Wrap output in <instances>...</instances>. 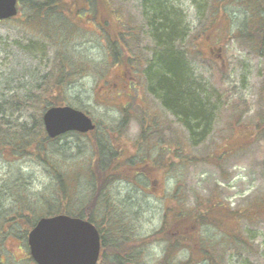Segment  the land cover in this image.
<instances>
[{"label":"trees","instance_id":"16d2710c","mask_svg":"<svg viewBox=\"0 0 264 264\" xmlns=\"http://www.w3.org/2000/svg\"><path fill=\"white\" fill-rule=\"evenodd\" d=\"M149 1L153 14L149 20L153 42L150 46L142 45V36L136 30L137 23L124 19L121 10L114 7L116 5L112 0H19L24 15L21 16L20 10L18 16L3 20L16 19L20 24L31 25L38 37L34 34L35 38L17 42L23 44L25 50L43 52L44 56L49 53L51 64H48L43 82L37 90L28 94V98L15 95L11 107L0 101V160L11 165L1 183L3 190L0 188V246L5 247L12 237L27 236L41 216L66 213L88 219L98 227L101 234V255L97 264H150L144 256L145 250L156 243H162V255L151 264H228L233 258L236 259V264H249L247 259L242 263L241 252H249L248 255L258 253V250L250 251L254 246V236L246 224L264 221L263 196L246 207H232L224 201L218 185L210 188L205 195L197 193L192 203L186 202L188 196L176 191L164 197L161 224L146 236L138 235L125 218L114 213V207L105 194L107 187L123 179L136 182L139 175H144L152 186L159 181L157 177H152V173L162 164L157 158H149V153L143 154L141 159L127 158V150L120 142L129 119L127 108L120 109L121 121L115 125V129L99 132L96 123L95 130L88 133L93 136V145L91 154L83 161L84 171L76 167V162L74 165L67 164L68 159H75V154L71 152L72 146L62 144L59 141L61 136H47L43 124L45 110L53 105L67 104L61 99V95L71 76L80 71V53L69 48L70 45L66 44L67 37L83 28L80 20L88 18L106 40L108 70L123 64L130 74L137 76L132 81L130 79L129 87L133 90L137 87L136 82H140V76L150 95L158 99L160 105L173 114L188 133V143H177L174 136L168 138L167 133H176V127L171 123L160 128L159 125L166 121H154L150 124L141 120V140L155 139L156 145H164L165 150L170 149L169 145L175 151L182 150L178 152L182 163L203 161L223 167L222 163L235 149L230 144V135L222 144L216 143V151L207 152L200 157L193 152H190L192 157L185 156L187 146H197L208 136L218 108H215L211 100L212 95L208 91L203 93L192 69L188 68V57L182 46L186 28L180 12L169 6L168 1ZM193 1L197 6H205L203 0H198L202 5ZM214 1L212 9L216 6ZM225 2L238 12L245 9L239 12L238 18H232L223 7L226 5L217 4L223 9L217 10L223 18L218 21L228 23V30L235 31V37L257 47L259 57L264 59V0ZM69 6H88L89 10L86 11V7L79 8V18L67 17ZM224 10L228 14H224ZM84 12L87 16L82 19L81 13ZM215 19L216 14L212 21ZM113 20H117L120 25L118 23L116 27ZM146 52L151 55L146 57ZM140 64L147 67L139 69ZM103 85H98L97 91ZM262 88L264 92V83ZM98 96L99 94L96 95ZM259 102L260 105L261 101ZM21 106L27 111L23 119L13 116ZM238 123H241V119ZM245 124L252 136L263 134L264 110L258 109L254 119ZM71 134L79 135L75 132ZM138 143L137 151H140L142 142ZM170 154L173 156L172 150ZM22 158L34 159L49 169L46 170L47 188H39L33 174L17 164ZM172 161L173 159L170 162ZM170 162L165 165L167 169L172 167ZM261 164L264 176V160ZM79 173L84 177H79ZM84 178L88 188L78 202L77 190ZM2 196L5 198L2 199ZM8 253L10 257L13 255L10 251ZM26 257L33 261L30 254ZM7 258L5 254L0 264H5ZM30 260L28 264H32Z\"/></svg>","mask_w":264,"mask_h":264},{"label":"rangeland","instance_id":"374dc122","mask_svg":"<svg viewBox=\"0 0 264 264\" xmlns=\"http://www.w3.org/2000/svg\"><path fill=\"white\" fill-rule=\"evenodd\" d=\"M112 1L116 5L114 7L121 10L124 19H129L130 23L131 21L137 23L136 30L142 36V45L153 44L149 24L153 16L150 1ZM162 1H168V5L176 8L183 17L186 33L182 46L188 57H186L188 68L192 69L196 81L201 86L200 89L203 93L208 91L212 95L211 100L215 108H218L214 123L209 127L208 136L197 146L192 148L187 146L185 156L192 157L190 152H193L200 157L207 152L216 151V143L222 144L230 135L232 139L230 144L235 149L232 150V155L226 157L222 163L223 167L203 161L182 163L178 157V152L182 150L175 151L174 147L171 149V145H169L170 149L165 150L164 145H161L162 147L156 145L155 139L141 140L139 124L141 120H146L150 124L154 121H166L159 125L160 128L171 123L176 127L174 128L176 133L173 135L171 132L167 133L168 138L174 136L178 140L177 143L185 141L188 143V133L173 114L167 112L158 99L150 95L140 76H138L140 82H136L137 87L133 90L129 84L137 76L130 74L123 64L115 65L108 70L109 55L106 40L88 18L80 20L83 28L67 37L66 44L70 45L69 48L80 53V71L71 76L65 92L61 95L64 103L85 111L93 118L99 126V132L115 129V125L121 121L120 109L127 108L129 119L120 137L121 144H124L127 150V158L141 159L143 154L149 153V158H157L162 163L152 173V177H157L159 180L152 186L144 175H139L136 182L118 180L105 190L109 202L114 207V213L125 218L124 220L134 227L135 232L142 236L150 234L160 226L164 197L176 191L180 195L188 196L186 202L192 203L197 193L205 195L210 188L218 185L217 188L221 190L224 201L232 207L239 205L246 207L256 198L264 197V176L261 170L263 167L261 163L264 160V133L252 136L245 124L254 119L258 109L264 110V92H262L264 59L259 57L257 47L235 37V31L228 30V23L223 20L218 21L223 18L217 10L223 9L217 4L226 5L223 7L232 18H238L239 12L245 8L238 12L231 5L227 6L225 0L218 2L203 0L205 6H197L193 0ZM196 1L198 3V0ZM213 1L216 6L212 9ZM198 4L202 5V2ZM85 7L88 11V6H69L66 15L79 18L77 9ZM21 12L23 16L24 12L22 10ZM81 14L82 19L87 16L86 12ZM215 14L216 19L212 21ZM113 23L118 27L117 20H113ZM34 34L36 35L31 25L20 24L16 19L0 23V101L8 103L10 107L15 95L28 98V94L38 89L48 71V64H51L49 53L44 56L43 52L25 50L23 44L17 42V40L26 42L35 38ZM145 55L149 57L151 54L146 52ZM144 65L140 64L139 69ZM104 72L108 75L105 76ZM104 82L106 85H103ZM98 85L103 87L97 91ZM98 94L99 96L96 97ZM259 101H261L260 105ZM17 109L13 116L20 119L26 117L27 111H24L22 106ZM239 118L241 123H238ZM167 134H165L166 138ZM92 138L93 136L88 133L64 134L59 138L62 144L73 147L71 152L75 154V159H68L67 164L74 165L76 162V167H80V171L85 170L83 161L91 154ZM138 142H142L140 151H137ZM171 150L173 156L170 154ZM168 152L169 154H166ZM172 159L173 161L170 162ZM169 162L172 165L171 169L165 166ZM17 164L33 174L39 188L48 187L46 173L48 168L30 158H22ZM10 166L9 162L0 160L1 190H3L1 183L5 180ZM78 176L84 177L82 173ZM80 183L77 190L78 202L88 188L85 178L81 179ZM1 198L4 199L5 196ZM246 227L254 236L252 240L254 246L250 251L258 250L259 254L248 255L249 252H241L242 263L247 259L249 264H264V221L247 223ZM161 244L156 243L146 248L144 256L148 263H154L161 257L163 250ZM9 251L13 253L11 257ZM5 254L8 256L5 264H28L30 259L27 260L26 257L29 254L27 236L12 237L5 247L0 246V262L4 260ZM31 263L36 264L34 261ZM228 264H236V259H230Z\"/></svg>","mask_w":264,"mask_h":264},{"label":"water","instance_id":"95a60500","mask_svg":"<svg viewBox=\"0 0 264 264\" xmlns=\"http://www.w3.org/2000/svg\"><path fill=\"white\" fill-rule=\"evenodd\" d=\"M19 0H0V20L18 13ZM50 137L68 131L86 133L92 118L71 106H52L43 115ZM30 255L36 264H97L101 251L99 230L91 221L67 214L41 217L28 234Z\"/></svg>","mask_w":264,"mask_h":264}]
</instances>
